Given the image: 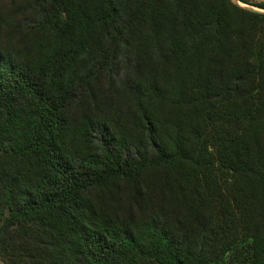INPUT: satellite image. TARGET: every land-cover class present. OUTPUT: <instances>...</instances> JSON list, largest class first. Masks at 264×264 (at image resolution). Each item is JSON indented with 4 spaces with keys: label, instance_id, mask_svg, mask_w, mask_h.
I'll return each mask as SVG.
<instances>
[{
    "label": "trees",
    "instance_id": "16d2710c",
    "mask_svg": "<svg viewBox=\"0 0 264 264\" xmlns=\"http://www.w3.org/2000/svg\"><path fill=\"white\" fill-rule=\"evenodd\" d=\"M0 264H264V11L0 0Z\"/></svg>",
    "mask_w": 264,
    "mask_h": 264
},
{
    "label": "rangeland",
    "instance_id": "374dc122",
    "mask_svg": "<svg viewBox=\"0 0 264 264\" xmlns=\"http://www.w3.org/2000/svg\"><path fill=\"white\" fill-rule=\"evenodd\" d=\"M232 1H234V0H232ZM248 1H251V2H260V1H264V0H248ZM234 2L237 3V4H239L240 6H243V7H248V8H251L253 10H257V11H264L263 9H260L258 7L251 6V5H248V4H244V3L239 2V1L238 2L234 1Z\"/></svg>",
    "mask_w": 264,
    "mask_h": 264
},
{
    "label": "water",
    "instance_id": "95a60500",
    "mask_svg": "<svg viewBox=\"0 0 264 264\" xmlns=\"http://www.w3.org/2000/svg\"><path fill=\"white\" fill-rule=\"evenodd\" d=\"M234 1L238 2L239 0H234ZM239 2H240V1H239Z\"/></svg>",
    "mask_w": 264,
    "mask_h": 264
}]
</instances>
